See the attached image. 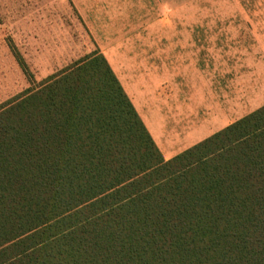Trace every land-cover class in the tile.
I'll list each match as a JSON object with an SVG mask.
<instances>
[{
  "label": "trees",
  "instance_id": "1",
  "mask_svg": "<svg viewBox=\"0 0 264 264\" xmlns=\"http://www.w3.org/2000/svg\"><path fill=\"white\" fill-rule=\"evenodd\" d=\"M0 264H264V106L165 161L99 53L0 104Z\"/></svg>",
  "mask_w": 264,
  "mask_h": 264
},
{
  "label": "rangeland",
  "instance_id": "2",
  "mask_svg": "<svg viewBox=\"0 0 264 264\" xmlns=\"http://www.w3.org/2000/svg\"><path fill=\"white\" fill-rule=\"evenodd\" d=\"M188 36L223 49L200 88L206 126L230 107L242 118L264 106V0H0V104L91 53L117 73L122 57L151 55V41ZM201 137L167 144L162 156Z\"/></svg>",
  "mask_w": 264,
  "mask_h": 264
},
{
  "label": "crops",
  "instance_id": "3",
  "mask_svg": "<svg viewBox=\"0 0 264 264\" xmlns=\"http://www.w3.org/2000/svg\"><path fill=\"white\" fill-rule=\"evenodd\" d=\"M151 46V55H126L117 73L110 68L161 156L167 144L202 135L171 158L162 156L168 161L241 118L236 105L235 110L209 115L214 121L206 126L207 111L198 107L200 88L206 84L202 81L222 67L216 63L223 55L221 45L188 36L151 41Z\"/></svg>",
  "mask_w": 264,
  "mask_h": 264
}]
</instances>
